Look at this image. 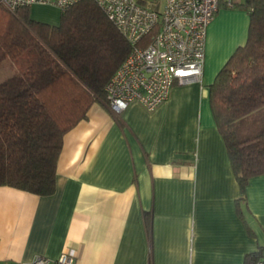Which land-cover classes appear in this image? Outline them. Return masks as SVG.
Here are the masks:
<instances>
[{
  "label": "crops",
  "instance_id": "1",
  "mask_svg": "<svg viewBox=\"0 0 264 264\" xmlns=\"http://www.w3.org/2000/svg\"><path fill=\"white\" fill-rule=\"evenodd\" d=\"M51 10L31 15L56 23ZM248 23L244 9L220 6L206 27L201 83H174L153 109L132 101L114 113L106 98L94 101L63 135L51 194L0 184V264L69 249L77 264L264 257V174L249 178L244 204L209 103V85L246 41Z\"/></svg>",
  "mask_w": 264,
  "mask_h": 264
},
{
  "label": "trees",
  "instance_id": "2",
  "mask_svg": "<svg viewBox=\"0 0 264 264\" xmlns=\"http://www.w3.org/2000/svg\"><path fill=\"white\" fill-rule=\"evenodd\" d=\"M30 6L0 5V63L9 58L15 66L0 80V184L49 195L64 133L105 100L130 44L94 0L58 9L56 23L32 17ZM231 7L248 13L247 38L210 83L209 103L246 204L249 178L264 174V0ZM258 258L247 254L244 264Z\"/></svg>",
  "mask_w": 264,
  "mask_h": 264
},
{
  "label": "built area",
  "instance_id": "3",
  "mask_svg": "<svg viewBox=\"0 0 264 264\" xmlns=\"http://www.w3.org/2000/svg\"><path fill=\"white\" fill-rule=\"evenodd\" d=\"M78 0H0L14 12L20 6L47 4L65 9ZM129 42L130 49L105 84L106 101L114 113L137 101L153 109L176 82H200L205 33L221 3L234 0H161V8L138 0H94ZM158 25L156 32L147 35ZM76 250L51 258L37 255L21 264H77ZM254 264H264V257Z\"/></svg>",
  "mask_w": 264,
  "mask_h": 264
},
{
  "label": "rangeland",
  "instance_id": "4",
  "mask_svg": "<svg viewBox=\"0 0 264 264\" xmlns=\"http://www.w3.org/2000/svg\"><path fill=\"white\" fill-rule=\"evenodd\" d=\"M161 1V0H160ZM162 2V1H161ZM46 6H52V5H32L30 6V10L34 11L35 9H48L51 10L53 9L55 12H58V8L55 6H52L51 9H49ZM50 14H53V11L51 10V12H48ZM15 70V66L13 65L12 61L9 58L4 59L1 63H0V80L4 79L5 77L11 75Z\"/></svg>",
  "mask_w": 264,
  "mask_h": 264
}]
</instances>
